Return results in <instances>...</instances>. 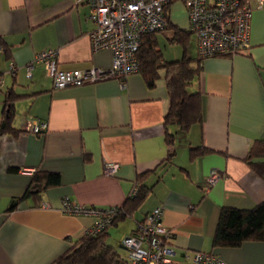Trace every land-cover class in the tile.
I'll return each instance as SVG.
<instances>
[{"label": "crops", "instance_id": "obj_1", "mask_svg": "<svg viewBox=\"0 0 264 264\" xmlns=\"http://www.w3.org/2000/svg\"><path fill=\"white\" fill-rule=\"evenodd\" d=\"M89 13L86 2L74 0H0V125L6 119L10 127L0 134V264H56L99 219L62 210V199L118 207L144 172L143 182L151 187L147 196L107 228V243L126 264L122 239L157 206L173 233L176 258L203 251L223 264H264V240L213 246L222 207L250 209L264 200V174L257 169L264 155H253V166L246 161L254 143L264 141V8L253 11L250 48L201 58L194 87L200 92L202 120L187 131L170 127L175 131L170 161L164 69L152 87L139 71L54 88L45 66L35 61L37 52L52 48L61 69L110 68L111 50L91 43ZM166 30L181 51L166 56L155 32L152 39L163 61L184 54L198 58L191 34L183 44L170 38V25ZM32 118L46 121L47 129L31 133L27 124ZM192 147L209 151L191 155ZM112 163L118 167L107 173ZM43 171L58 173L60 183L24 196L33 174ZM214 171L220 177L207 186Z\"/></svg>", "mask_w": 264, "mask_h": 264}, {"label": "built area", "instance_id": "obj_2", "mask_svg": "<svg viewBox=\"0 0 264 264\" xmlns=\"http://www.w3.org/2000/svg\"><path fill=\"white\" fill-rule=\"evenodd\" d=\"M174 0H74L75 4L86 2L90 6L88 18L94 23L89 33L95 49L109 48L112 63L108 69L95 66L76 69H61L57 53L49 48L35 54V61L45 66L47 76L54 88L94 83L111 77L126 78L140 71L138 51L146 34L166 30V9ZM188 25L186 31L194 37L197 55L200 58L215 55H235L251 46V20L255 8H264V0H182ZM13 67V66H11ZM29 65L28 70H30ZM30 75V71L27 72ZM1 84V79H0ZM31 133L47 129V122L32 118L27 124ZM117 163L107 164L111 173ZM220 177L212 172L207 186ZM135 186L132 192H136ZM46 205V204H44ZM62 210L73 214L98 215L97 223L89 230L97 232L109 226L115 210L111 208L86 207L68 197L61 201ZM163 210L157 206L139 222L136 230L121 241L127 249L128 264H223L210 252L194 251L183 258L175 257L171 245L172 231L163 221Z\"/></svg>", "mask_w": 264, "mask_h": 264}, {"label": "trees", "instance_id": "obj_3", "mask_svg": "<svg viewBox=\"0 0 264 264\" xmlns=\"http://www.w3.org/2000/svg\"><path fill=\"white\" fill-rule=\"evenodd\" d=\"M170 5L166 9L168 27L170 25L173 30V36L170 38L186 44L189 34L186 29L169 22ZM154 34L155 32L144 35L138 51V58L140 60V71L150 87L155 84L159 75L158 71L160 69L165 71L169 106L164 116V126L166 128L165 141L168 145L166 159L170 161L175 151V131H171L170 127L173 126L176 130L187 131L192 124L202 120L200 92L194 87V79L199 72L201 58H191L184 54L181 58L163 61V54L158 49L155 40L152 39ZM0 46L2 47L1 40ZM7 101L9 102L10 99ZM5 111H7V108ZM7 113H9V109ZM8 130L10 131V127L8 120L5 119L0 125V134ZM207 151H209L207 148L192 147L191 155L202 154ZM253 155H264V141H256L249 150L246 161L252 166L255 164L251 160ZM257 169L260 174H264V161L258 164ZM145 174L146 172L138 176V180L141 182L136 184V192H132L121 206L114 207L115 210L108 225L130 215L145 199L151 188L150 185L143 182ZM59 183L60 177L56 172H35L24 196ZM14 205L12 204V206ZM107 228L108 226L97 232L87 231L66 252L57 257L55 263L126 264L127 261L116 248L107 243ZM248 239L264 240V200H261L250 209L230 206H224L220 209L216 231L213 236V246H235Z\"/></svg>", "mask_w": 264, "mask_h": 264}, {"label": "rangeland", "instance_id": "obj_4", "mask_svg": "<svg viewBox=\"0 0 264 264\" xmlns=\"http://www.w3.org/2000/svg\"><path fill=\"white\" fill-rule=\"evenodd\" d=\"M170 20L172 23L176 24L181 28H186V26L188 25V16L182 0H175L171 3ZM156 35H159V47L162 49L163 52H165L166 56L174 57L177 52L181 51L177 43H173L168 40L167 30L156 31Z\"/></svg>", "mask_w": 264, "mask_h": 264}]
</instances>
